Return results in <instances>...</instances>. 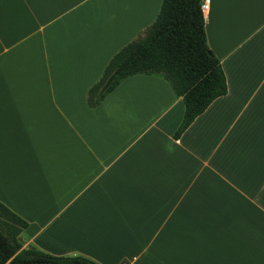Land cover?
<instances>
[{"label":"crops","instance_id":"0c3cea01","mask_svg":"<svg viewBox=\"0 0 264 264\" xmlns=\"http://www.w3.org/2000/svg\"><path fill=\"white\" fill-rule=\"evenodd\" d=\"M227 93L181 134L161 77L87 92L162 0H0V203L22 249L98 264H264V0H203Z\"/></svg>","mask_w":264,"mask_h":264},{"label":"trees","instance_id":"16d2710c","mask_svg":"<svg viewBox=\"0 0 264 264\" xmlns=\"http://www.w3.org/2000/svg\"><path fill=\"white\" fill-rule=\"evenodd\" d=\"M202 3L162 0L155 21L112 56L88 90V106H98L128 77H161L184 105L173 135L178 139L215 99L227 93L223 70L207 46ZM26 227L25 221L0 203V264H98L83 256H54L34 247L22 249L21 234Z\"/></svg>","mask_w":264,"mask_h":264},{"label":"built area","instance_id":"2783aa9c","mask_svg":"<svg viewBox=\"0 0 264 264\" xmlns=\"http://www.w3.org/2000/svg\"><path fill=\"white\" fill-rule=\"evenodd\" d=\"M206 7V4L203 2L202 5H201V9L204 10ZM122 264H127V263H122Z\"/></svg>","mask_w":264,"mask_h":264}]
</instances>
